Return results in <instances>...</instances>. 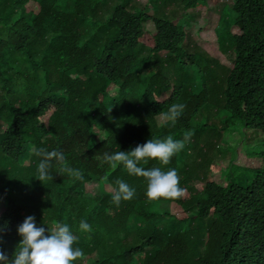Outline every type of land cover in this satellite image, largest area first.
<instances>
[{"label":"trees","instance_id":"1","mask_svg":"<svg viewBox=\"0 0 264 264\" xmlns=\"http://www.w3.org/2000/svg\"><path fill=\"white\" fill-rule=\"evenodd\" d=\"M102 1L0 0V124H7L0 133V250L11 259L18 226L33 216L38 227L69 226L84 253L72 264H264V166L246 187L230 176L222 184L201 181L215 143L207 125L192 124L218 108L264 137V0H233L227 9L235 27L231 68L199 48L189 52L184 26L168 14L155 17L124 0L105 17ZM205 5L182 0L184 11ZM216 35L226 46L218 27ZM173 103L185 105L183 112L160 124ZM186 132L183 154L168 165H138L175 168L186 190L179 199H148L145 178L103 159L149 139L183 140ZM36 148L63 152V162H51L52 179L38 180ZM260 154L264 160V141ZM117 180L136 193L119 205L112 200ZM93 181L101 183L96 197L86 188ZM81 220L91 232L80 230Z\"/></svg>","mask_w":264,"mask_h":264},{"label":"rangeland","instance_id":"2","mask_svg":"<svg viewBox=\"0 0 264 264\" xmlns=\"http://www.w3.org/2000/svg\"><path fill=\"white\" fill-rule=\"evenodd\" d=\"M123 1L103 0L101 7L104 16L109 17L115 6ZM205 1L204 7L188 11H184L182 0H152L151 5L149 0H129V4H134L138 9L148 8L146 12L152 11L151 15L155 17H163V15L168 14L175 25L184 26L187 34L184 47L189 52H192L195 47L199 48L216 59L220 65L231 68L234 61L233 48H231V44L228 45L227 43L232 40L235 27L233 16L227 9L232 7L233 0ZM222 12H224L225 17L218 26ZM217 27L218 34L227 44L226 46H221L220 42L217 41ZM145 28L149 31L154 30L151 24H147ZM145 53L143 52L141 55ZM188 76L189 80L193 82L194 90L199 92L201 87L195 71L189 68ZM210 110V116L200 115L199 120L192 123L194 126L198 123L207 125L206 137L215 143L214 148L209 149L208 159L212 158L211 166L201 169L199 172L201 181H215L222 184L225 178L230 176L233 183L246 187L252 182L257 171L264 166V160L260 154L264 137L260 132L244 130L239 122L230 118L227 111L218 108H210ZM204 111L207 113L206 108ZM158 122L161 124L165 123L166 120L160 116ZM6 127V123H1L0 133H3ZM180 153L183 154V149ZM190 157V159L195 158L194 155H190ZM100 184L96 181L88 183L86 185L87 192L93 197L99 196L101 193ZM198 186L200 187V185ZM110 187L106 188L107 191L111 190ZM3 211L4 209L0 208V215ZM171 211L182 213L176 208L171 209Z\"/></svg>","mask_w":264,"mask_h":264},{"label":"clouds","instance_id":"3","mask_svg":"<svg viewBox=\"0 0 264 264\" xmlns=\"http://www.w3.org/2000/svg\"><path fill=\"white\" fill-rule=\"evenodd\" d=\"M185 105L173 103L162 118L166 121L175 122L184 110ZM192 133L186 132L183 140H174L168 136L163 140L149 139L143 145H137L130 151H117L105 153L103 159L110 163L113 168L122 164L128 174L143 177L147 180L146 197L150 200L157 199H179L185 195V189L180 187V177L175 168L163 171L159 167L144 168L138 166L141 161L156 159L162 165H168L171 158L180 152L185 142L190 140ZM34 155L41 157L38 166V180L52 179L49 174L51 162H63L65 156L62 151H47L44 148L34 149ZM62 172L77 179L81 178L79 170L64 167ZM117 188L114 190L112 200L115 204L131 200L135 197V189L123 180L116 181ZM80 230L91 232V226L86 220H81ZM6 230V225H0V235ZM21 237L11 259L0 250V264H72L81 258L84 253L82 249L74 247L77 237L73 235L67 224L57 223L49 230L46 227H38L35 218L28 216L17 228Z\"/></svg>","mask_w":264,"mask_h":264}]
</instances>
